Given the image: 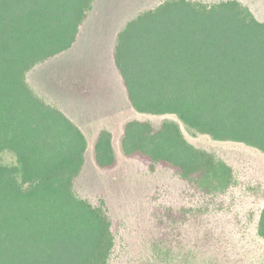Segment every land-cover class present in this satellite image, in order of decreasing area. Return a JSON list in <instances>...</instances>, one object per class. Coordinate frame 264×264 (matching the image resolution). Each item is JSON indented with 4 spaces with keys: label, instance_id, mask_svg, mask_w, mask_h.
<instances>
[{
    "label": "trees",
    "instance_id": "1",
    "mask_svg": "<svg viewBox=\"0 0 264 264\" xmlns=\"http://www.w3.org/2000/svg\"><path fill=\"white\" fill-rule=\"evenodd\" d=\"M96 3L0 0V264H110L113 258L117 224L103 200L95 205L75 189L88 137L28 81L36 67L77 45ZM112 57L137 113L176 118L159 126L125 123L122 156L174 171L209 200L194 213L202 219L237 179L231 165L190 143L183 127L193 137L264 154V21L238 0H164L124 25ZM93 159L104 171L118 166L110 130L97 134ZM186 220L170 211L160 218L173 230L153 239V255L163 264L197 259L172 240ZM256 235L264 241V202Z\"/></svg>",
    "mask_w": 264,
    "mask_h": 264
},
{
    "label": "rangeland",
    "instance_id": "2",
    "mask_svg": "<svg viewBox=\"0 0 264 264\" xmlns=\"http://www.w3.org/2000/svg\"><path fill=\"white\" fill-rule=\"evenodd\" d=\"M164 0H97L77 45L36 67L28 81L37 93L61 108L87 135L86 165L76 181L77 194L93 204L103 200L116 228V248L110 264H163L153 255V239L172 228L160 222L170 211L187 218L172 240L197 257L194 264H264V241L256 235L264 195V154L243 144L213 141L208 136L187 140L231 165L236 185L210 212L195 220L208 205L174 171L150 168L140 159H126L120 151L125 123L148 121L159 126L173 116L137 113L130 105L112 57L117 34L139 12ZM218 2L222 0H202ZM264 21V0H238ZM101 129L113 133L119 157L111 171L93 159L94 140ZM170 208L171 210H168ZM207 236L206 239L204 237Z\"/></svg>",
    "mask_w": 264,
    "mask_h": 264
}]
</instances>
